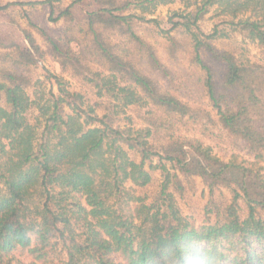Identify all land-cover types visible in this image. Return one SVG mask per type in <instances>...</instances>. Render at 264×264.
I'll return each mask as SVG.
<instances>
[{"label": "trees", "instance_id": "16d2710c", "mask_svg": "<svg viewBox=\"0 0 264 264\" xmlns=\"http://www.w3.org/2000/svg\"><path fill=\"white\" fill-rule=\"evenodd\" d=\"M53 1L0 0V11L48 4L52 18ZM173 1L97 0L99 12L84 19L95 67L82 46L72 45L73 37L60 41L49 27L29 19L62 70L71 69L95 92L87 102L57 76L55 93L29 96V72L43 55L30 30L23 29L27 45L0 52V264H54L48 260L58 244L65 251L59 264H264V65L242 62L211 43L220 36L217 26L205 39L197 27L191 30L215 7L223 23L256 41L264 53V0H183L185 9L194 6L175 13L182 23L173 21L194 40V58L217 115L219 130L211 134L253 157L255 165L224 160L203 139L176 131L175 118L209 117L178 97L173 74L134 30L142 14ZM60 17H69V7L52 20ZM100 27L134 39L148 69L131 50L107 41ZM201 47L215 68L201 58ZM119 106L135 107L145 125L119 126ZM34 111L38 123L30 121ZM153 157L162 181L150 202L139 203L136 217H130L125 184L147 185L151 174L145 164ZM193 177L207 184L198 225L181 214L175 196L184 194V180L192 186ZM72 218L83 222V237Z\"/></svg>", "mask_w": 264, "mask_h": 264}, {"label": "rangeland", "instance_id": "374dc122", "mask_svg": "<svg viewBox=\"0 0 264 264\" xmlns=\"http://www.w3.org/2000/svg\"><path fill=\"white\" fill-rule=\"evenodd\" d=\"M190 1L193 2L194 0ZM53 4L52 18H50L48 4H25L0 11V52L11 50L13 46L18 44L27 45L28 41L24 37L23 29L30 30L41 45L43 55L37 59V62L29 72L31 77V85L27 89L29 96L34 99L38 96L49 97L50 91L55 93L56 84L53 76H57L68 89L81 92L84 101L87 102V100L95 97V92L87 83L82 81L80 76L75 75L71 69L62 70L58 60L47 50L46 41L29 24V19L37 25L49 27L50 32L57 36L60 41H66L73 37L75 40L71 39L73 40L72 45H76V47L82 46L87 54L92 45V35L87 32L84 23L85 15L91 12H99L100 5L97 0H54ZM193 6L185 9L186 6L183 0H175L167 4L158 5L152 13L142 14L145 17L143 20L134 23L135 33L145 43L153 47L159 60L173 74L174 79L180 86V91L175 92L178 97L195 108L204 109V115L206 113L209 117L197 116L194 119L183 117L182 121L175 118L176 131L181 135H194L203 139L205 144L212 147L213 153L224 160H236L246 165H255L256 162H254L253 157L239 148H232L225 138L211 134V131L217 133L219 130L216 123L217 115L205 93L203 85L204 72L194 58V40L191 32L183 24L173 26L174 20L182 23V18L175 16V13L179 14L183 11L186 13ZM66 7H69V17H60L58 20L53 21L52 19ZM128 12L140 14L138 9H131ZM216 26L220 29V36L210 39L211 43L218 48L231 51L242 62H256L264 65V53L261 46L256 41H252L239 31L234 30L233 27L223 23L222 16L215 7L204 14L197 24L192 26L191 30L197 32L198 29L200 38L205 39V35L213 32ZM100 30L103 31L107 41L115 43L117 49L125 48L131 50L133 59L143 69H148L143 50L128 34L120 33L116 29L109 30L103 27H100ZM199 54L202 59L213 65L212 60L210 61L203 47L199 49ZM87 62L92 67L97 65L88 54ZM213 67L215 68L214 65ZM152 74L154 77L157 76L155 73ZM0 103L4 104L2 98H0ZM97 112H101V110ZM136 113L137 109L133 106L121 108L117 123L124 128L145 125ZM40 119L41 117L36 111L30 117V121L33 123H38L41 121ZM129 153L131 157L138 160V155H135L133 151H129ZM158 161L157 157H153L145 164L146 169L151 174V181L147 185L138 186L130 182L125 184V189L128 190L130 195V200L126 202L125 213L130 217H136L138 204L141 202L149 203L152 195L158 190L162 181L161 170L152 167L158 164ZM165 163L166 167L170 168V164ZM192 179V186L190 187L189 183L184 180L186 187L184 194L179 195L175 192V196L181 214L189 217L198 225L203 219V205L207 196V184L200 177H193ZM223 196L229 198L227 190L223 191ZM76 200L82 204L84 203L83 197L79 194H76ZM72 220L77 235L83 237V222L81 219L75 220V218H72ZM64 259L65 251L63 245L58 244L53 253H51L48 263L59 264ZM26 260L29 261L30 258L27 257Z\"/></svg>", "mask_w": 264, "mask_h": 264}]
</instances>
